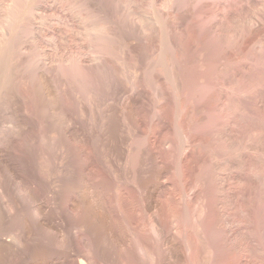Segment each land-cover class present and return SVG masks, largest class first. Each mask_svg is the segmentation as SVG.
<instances>
[{"label":"rangeland","instance_id":"obj_1","mask_svg":"<svg viewBox=\"0 0 264 264\" xmlns=\"http://www.w3.org/2000/svg\"><path fill=\"white\" fill-rule=\"evenodd\" d=\"M22 3L0 66V264L87 261L86 239L90 264H264V0Z\"/></svg>","mask_w":264,"mask_h":264},{"label":"bare ground","instance_id":"obj_2","mask_svg":"<svg viewBox=\"0 0 264 264\" xmlns=\"http://www.w3.org/2000/svg\"><path fill=\"white\" fill-rule=\"evenodd\" d=\"M23 1H27V0H23ZM33 1V0H32ZM27 3H22V0H8L7 2H4V0L3 1H0V63H1V65L0 66H2V64L4 65V66H2V68H3V70H5L6 69V67L8 66V63H7V61H6V63H5V61H3V63H2V60L5 58V57H7V56H5V54H7V47H11V46H8L11 42L10 41H12L14 38V36H13V34H15V32L16 31H18V29H20L19 28V26L20 27H22V24L24 25V23H22L21 24V20H22V22L27 18V16L28 17H31L32 15V13H30V11L28 12H25V13H27L26 14V18H25V14L24 15H22V16H24V17H21V20L19 21L18 19H19V17L17 16L20 12H21V14H22V10L24 9V8H27V10H29V8L28 7H25V5H26ZM27 6V5H26ZM70 7V6H69ZM33 8V7H32ZM80 8V7H79ZM78 9V8H77ZM76 9V10H77ZM96 9V8H95ZM30 10H32V9H30ZM71 10V9H70ZM41 11V10H40ZM45 11V10H44ZM116 11V10H115ZM87 12V11H86ZM55 13V12H54ZM77 13V12H76ZM90 13V12H89ZM29 14V15H28ZM64 14V13H63ZM98 14V13H97ZM65 15V14H64ZM84 15V14H83ZM21 16V15H20ZM18 17V18H17ZM22 18H25L24 20L22 19ZM30 18H27V20H29ZM19 21V22H18ZM30 21V20H29ZM25 22V21H24ZM18 23H20V24H18ZM28 23V22H27ZM72 23V22H71ZM90 24V23H89ZM17 25H19L18 27H17ZM65 27V26H64ZM16 28H18V29H16ZM51 28V27H50ZM60 31H61V29H60ZM83 31V30H82ZM45 32V31H44ZM19 33V32H18ZM25 33H27V32H25ZM53 33V32H52ZM50 34V33H49ZM95 34V33H94ZM98 35V34H97ZM13 36V37H12ZM16 36V35H15ZM89 36V35H88ZM12 37V38H11ZM22 37V36H21ZM67 37V36H66ZM92 37V36H91ZM97 37L98 36H96V38L95 37H93V38H95V39H97ZM101 37V36H100ZM11 38V39H10ZM10 39V40H9ZM89 40V39H88ZM101 40H102V38H101ZM29 41V40H28ZM91 41V40H90ZM10 42V43H9ZM12 44V43H11ZM14 44V43H13ZM91 44V43H90ZM96 44V43H95ZM111 46V45H110ZM98 47V46H97ZM108 47V46H107ZM12 48V47H11ZM32 49V48H31ZM11 50V49H10ZM14 50V49H13ZM115 50V49H114ZM15 51V50H14ZM11 52V51H10ZM59 52V51H58ZM107 52V51H106ZM106 52H105V54H106ZM9 53V52H8ZM95 53V52H94ZM9 55H10V53H9ZM9 55H8V57H9ZM15 55V54H14ZM102 55V54H101ZM100 56V55H99ZM7 57V58H8ZM80 57V56H79ZM95 57V56H94ZM13 58V57H12ZM26 59V58H25ZM4 60H6V59H4ZM67 60V59H66ZM79 60H80V58H79ZM32 62V61H31ZM34 62V61H33ZM39 62V61H38ZM6 65H5V64ZM98 63H96V65H97ZM11 65V64H10ZM17 65V64H16ZM84 65V64H83ZM100 65V64H99ZM6 66V67H5ZM5 67V68H4ZM12 67V66H11ZM58 67V66H57ZM10 68V67H9ZM27 68V67H26ZM59 68V67H58ZM68 69V68H67ZM86 69V68H85ZM2 70V71H3ZM48 70V69H47ZM7 70H5V72H6ZM8 71H10V70H8ZM59 71V70H58ZM95 71V70H94ZM4 72V71H3ZM3 72H1V68H0V75L1 76H3L2 75V73ZM27 72V71H26ZM35 72V71H34ZM61 73V72H60ZM80 73H82L81 71H80ZM92 72L90 71V74H91ZM89 74V75H90ZM77 75V74H76ZM87 75V74H86ZM8 76V75H7ZM69 76V75H68ZM96 76V75H95ZM76 77V76H75ZM83 77V76H82ZM85 77V76H84ZM89 77V76H88ZM7 78V77H6ZM2 79V78H1ZM5 79V78H4ZM90 79V78H89ZM93 79V78H92ZM3 80V79H2ZM19 80V79H18ZM41 80V79H40ZM39 81V80H38ZM90 81V80H89ZM0 82H1V80H0ZM3 82H5L4 80H3ZM8 82V81H7ZM7 82H5V83H7ZM39 83H41V81L39 82ZM38 83V84H39ZM3 83L1 82V86H0V88H2V87H4L3 85H2ZM13 84V83H12ZM42 84V83H41ZM44 84V83H43ZM42 84V85H43ZM5 85V84H4ZM40 85V84H39ZM38 85V86H39ZM140 85V84H139ZM6 86V85H5ZM10 86V85H9ZM7 87V86H6ZM88 87V86H87ZM38 88V87H37ZM39 89V88H38ZM43 89V88H42ZM44 89H46V88H44ZM91 89V88H90ZM1 90H4V89H1ZM48 91H49V89H47ZM47 90L46 91H44V92H46L45 94H46V96L47 97H45V99L47 98V102H49L48 104V106H46L47 104V102L45 103V114H49V115H56L57 113V108H56V102H55V97H54V94H53V92H47ZM125 90V89H124ZM10 91V90H9ZM38 91V90H37ZM41 92V91H40ZM84 93V92H83ZM43 94V93H42ZM42 96H45V95H42ZM57 97V96H56ZM33 98V97H32ZM112 100V99H111ZM129 101L131 100V99H128ZM133 100V99H132ZM131 100V102L133 103V101ZM128 101V102H129ZM131 102L130 103H126V101L125 102H123L122 104L123 105H121V114H123L124 115V117L126 118V120H128L127 122H130L131 124L130 125H132V126H135L134 124H138L139 122L137 121L136 122V120H135V117L133 118V116H131L132 114L131 113H133L132 111H131V109H133V106H134V104H133V106H132V108H131ZM40 104V103H39ZM66 104V103H65ZM41 106V105H40ZM43 107V106H42ZM7 108V107H6ZM28 108V107H27ZM39 109H40V107H39ZM55 109V110H54ZM22 111V110H21ZM20 111V112H21ZM87 112V111H86ZM123 112V113H122ZM66 114V115H65ZM65 114L63 113V118L61 119V121H60V123H61V125H63V128H62V130H61V132L62 133H64L63 134V136H65V133L66 132H70L71 130H69V129H71L72 128V125H73V122H72V124H71V121H73V120H71V121H69V118L68 117H70V116H68L69 114L68 113H66L65 112ZM68 114V115H67ZM102 114V113H101ZM60 115H62V114H60ZM10 116V115H9ZM67 116V117H66ZM55 117V116H54ZM56 117H58V116H56ZM62 117V116H61ZM41 118V117H40ZM48 118V117H47ZM71 118V117H70ZM22 119V118H21ZM59 119V118H58ZM72 119V118H71ZM24 120V119H23ZM60 120V119H59ZM48 124V123H47ZM70 124H71V126H70ZM140 124V123H139ZM99 126V125H98ZM137 126H139V125H137ZM71 127V128H70ZM136 127V126H135ZM69 128V129H68ZM138 129V128H137ZM69 130V131H68ZM73 130V129H72ZM140 130V129H139ZM134 131V130H133ZM165 131V130H164ZM15 132V131H14ZM170 132V131H169ZM62 133H61V135H62ZM72 133L73 132H71V135H72ZM142 133V132H141ZM69 135V134H68ZM67 135V136H68ZM7 137V136H6ZM173 137V136H172ZM60 138H62V136L60 137ZM67 138V137H66ZM92 138V137H91ZM86 139H87V137H86ZM42 140V139H41ZM66 140V139H65ZM87 141V140H86ZM113 144V143H112ZM87 146V145H86ZM93 148V147H92ZM136 149V148H135ZM169 150V149H168ZM89 153V152H88ZM1 154V153H0ZM9 155V154H8ZM67 156V155H66ZM226 156V155H225ZM1 159H3V158H1ZM70 158H68V160H69ZM130 159V158H129ZM175 159V158H174ZM72 160V159H71ZM71 160H69V162L71 161ZM133 164V163H132ZM235 164V163H234ZM104 172V171H103ZM167 172V171H166ZM156 176V175H155ZM163 176H165V169L163 170V171H160L158 174H157V179H158V181H159V179L161 180V178H163ZM198 177V176H197ZM138 178V177H137ZM155 178V177H154ZM3 179H4V177H3ZM2 181V180H1ZM0 181V183H1V185H3V181L1 182ZM98 181V180H97ZM145 181V180H144ZM157 181V182H158ZM189 181V180H188ZM208 181V180H207ZM6 182V181H5ZM4 182V184H6ZM142 182V181H141ZM191 182V181H190ZM192 183V182H191ZM210 183V182H209ZM215 183V182H214ZM75 184V183H74ZM223 184V183H222ZM0 185V190L2 191V194L3 195H8L9 193L7 192V191H9L10 190V188H9V190H6L5 189V187H4V185L3 186H1ZM67 185V184H66ZM65 185V186H66ZM145 185H146V183H145ZM189 185V184H188ZM187 185V186H188ZM191 185V184H190ZM194 185V184H193ZM139 186V185H138ZM63 187H64V185H63ZM66 187H68V186H66ZM69 187H70V185H69ZM142 187V186H141ZM144 187V186H143ZM149 187V186H148ZM184 187V186H183ZM158 188V187H157ZM69 190H70V188H68ZM72 190H73V188H71ZM223 189V188H222ZM66 190V189H65ZM72 190H70V191H72ZM84 190H85V188H84ZM145 190V189H144ZM67 191V190H66ZM66 191H64V192H66ZM74 191V190H73ZM151 191V190H150ZM157 191V190H156ZM191 191V190H190ZM67 192H69V191H67ZM66 192V193H67ZM83 192V191H82ZM70 193V192H69ZM69 193H67V194H69ZM152 193V192H151ZM72 194V193H71ZM85 194H86V192H85ZM94 194V193H93ZM196 194V193H195ZM83 195H84V193H83ZM141 195V194H140ZM0 196H1V194H0ZM8 196H10V195H8ZM85 196V195H84ZM88 196V195H87ZM3 197V196H2ZM11 197H12V195H11ZM82 197V196H81ZM86 197V196H85ZM5 199H6V197H4ZM8 198V197H7ZM88 198V197H87ZM3 199V198H2ZM8 199H10V197L8 198ZM84 199V198H83ZM152 199V198H151ZM6 201H7V199H6ZM145 201V200H144ZM90 202V201H89ZM148 202V201H147ZM153 202V201H152ZM155 202V201H154ZM196 202V201H195ZM13 204H14V202H13ZM158 204V203H157ZM156 204V205H157ZM15 205V204H14ZM85 205V204H84ZM155 205V206H156ZM12 206V205H11ZM16 206V205H15ZM148 206H150L149 204H148ZM147 206V208L146 209H148L149 207ZM159 206H161V205H159ZM151 207V206H150ZM154 207V206H153ZM157 207H158V205H157ZM156 208V207H155ZM154 208V209H155ZM206 208V207H205ZM220 208V207H219ZM85 209H87V208H85ZM158 208H156V210H157ZM16 210H18V209H16ZM150 211V210H149ZM159 211H160V209H159ZM82 212V211H81ZM87 212V211H86ZM155 212V211H154ZM186 212V211H185ZM84 213V212H83ZM93 214H94V212H92ZM150 213V212H149ZM2 214V213H1ZM4 214V213H3ZM12 214V213H11ZM90 214V213H89ZM99 214V213H98ZM97 214V215H98ZM156 214V213H155ZM32 216V215H31ZM153 216V215H152ZM157 216H159V215H157ZM91 217V216H90ZM179 217V216H178ZM177 217V218H178ZM187 217V216H186ZM98 218V217H97ZM91 219V218H90ZM93 219V218H92ZM43 220V219H42ZM96 220V219H95ZM98 221V220H97ZM181 222V221H180ZM198 222V221H197ZM99 223V222H98ZM98 223H97V225H98ZM164 223V222H163ZM89 225V224H88ZM100 225V224H99ZM182 225V224H181ZM101 227V226H100ZM107 227V226H106ZM152 228V227H151ZM74 229V228H73ZM78 229V228H77ZM104 229V228H103ZM75 231H78V232H76V233H73L74 234V238H77L78 237V235H79V237H80V234L81 233H79L80 231H79V229L78 230H76V229H74ZM73 230V231H74ZM11 231V230H10ZM99 231V230H98ZM210 231V230H209ZM1 232V231H0ZM25 232V231H24ZM5 233V232H4ZM94 233V232H93ZM10 234V233H9ZM64 234V233H63ZM65 234H69V233H66L65 232ZM107 234V233H106ZM8 235V234H7ZM6 235V236H7ZM11 235H13V234H11ZM10 235V236H11ZM101 235V234H100ZM9 235L7 236V237H9L10 238V240H11V237H10ZM89 236V235H88ZM172 236V235H171ZM1 237V236H0ZM5 237V236H4ZM7 237H5V238H7ZM96 237V236H95ZM101 237V236H100ZM106 237V236H105ZM2 238V237H1ZM14 238H16L14 235H13V242L15 241L14 240ZM87 238V237H86ZM209 238V237H208ZM17 239V238H16ZM84 239V238H83ZM83 239H80V240H83ZM7 240V239H6ZM10 240H8V243H11L12 241H10ZM87 240V239H86ZM85 240V242H83L82 243V245H83V249H84V252H83V255H85V256H83L84 257V259L86 258L87 259V261H84V260H82V258H81V260H75L74 259V261L72 262V264H90V262L92 261V260H95V259H97L96 257H97V252H96V249L94 248V245L92 246V242H89V241H91V240H87L86 241ZM110 240V239H109ZM116 240V239H115ZM3 241V242H2ZM1 242V246H3L2 244L4 243V241L5 240H2ZM10 241V242H9ZM16 241H18V243H19V240L17 239ZM94 241V240H93ZM99 241V240H98ZM165 241V240H164ZM204 241V240H203ZM5 242H7V241H5ZM20 242H22L21 240H20ZM81 242V241H80ZM105 242V241H104ZM191 242V241H190ZM205 242V241H204ZM91 243V244H90ZM79 244V243H78ZM117 244V243H116ZM169 244H170V241H169ZM6 245V244H5ZM16 245V244H15ZM172 245V244H171ZM6 246H9V244H7ZM5 246V247H6ZM21 246V245H20ZM75 246V245H74ZM173 246V245H172ZM13 247V246H12ZM50 247V246H49ZM100 247V246H99ZM104 247V246H103ZM115 247V246H114ZM169 247V246H168ZM174 247V246H173ZM177 247V246H176ZM3 247H1V249H2ZM21 248V247H20ZM19 248V249H20ZM60 248V247H59ZM79 248V247H78ZM82 248V247H81ZM108 248V247H107ZM234 248V247H233ZM74 249V248H73ZM177 249V248H176ZM11 250V249H10ZM27 250V249H26ZM75 250V249H74ZM102 250V249H101ZM25 251V250H24ZM69 251V250H68ZM76 251V250H75ZM5 252V251H4ZM23 252V251H22ZM78 252V251H77ZM35 253V252H34ZM73 253V252H72ZM82 253V252H81ZM103 253H104V251H103ZM147 253V252H146ZM14 254V253H13ZM97 254V255H96ZM123 254V253H122ZM182 254V253H181ZM73 255V254H72ZM71 255V256H72ZM81 255V254H80ZM115 255V254H114ZM179 255V254H178ZM234 255V254H233ZM41 256V255H40ZM67 256V255H66ZM78 256V255H77ZM81 257V256H80ZM79 257V258H80ZM185 257V256H184ZM105 258V257H104ZM125 258V257H124ZM196 258V257H195ZM38 258H36V260H37ZM77 259V258H76ZM117 260V259H116ZM107 261V260H106ZM66 262V261H65ZM71 262V261H70ZM93 262V261H92ZM91 262V263H92ZM95 262H97V261H95ZM116 262V261H115ZM49 264H51V262L49 261L48 262ZM118 263V262H117ZM21 264V263H20ZM37 264V263H36ZM64 264V263H63ZM71 264V263H70ZM96 264H98V263H96ZM110 264V263H109ZM121 264V263H120Z\"/></svg>","mask_w":264,"mask_h":264}]
</instances>
